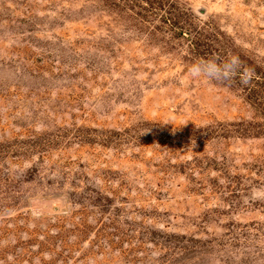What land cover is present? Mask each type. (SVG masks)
Masks as SVG:
<instances>
[{
	"label": "rangeland",
	"instance_id": "obj_1",
	"mask_svg": "<svg viewBox=\"0 0 264 264\" xmlns=\"http://www.w3.org/2000/svg\"><path fill=\"white\" fill-rule=\"evenodd\" d=\"M253 186L264 0H0V264H264Z\"/></svg>",
	"mask_w": 264,
	"mask_h": 264
},
{
	"label": "clouds",
	"instance_id": "obj_2",
	"mask_svg": "<svg viewBox=\"0 0 264 264\" xmlns=\"http://www.w3.org/2000/svg\"><path fill=\"white\" fill-rule=\"evenodd\" d=\"M194 79L203 78L209 81H229L234 76L240 75L243 85H248L254 75L253 70L243 68L239 56L229 54L223 60L215 58L198 59L187 69ZM245 203L264 200V186H253L243 196Z\"/></svg>",
	"mask_w": 264,
	"mask_h": 264
}]
</instances>
